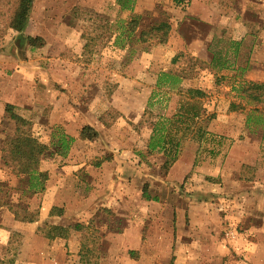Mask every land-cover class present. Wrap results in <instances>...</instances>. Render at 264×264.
<instances>
[{
    "label": "rangeland",
    "instance_id": "374dc122",
    "mask_svg": "<svg viewBox=\"0 0 264 264\" xmlns=\"http://www.w3.org/2000/svg\"><path fill=\"white\" fill-rule=\"evenodd\" d=\"M19 1L0 0V195L17 204L27 186L4 158L16 130L6 111L13 104L48 145L41 170L63 186V198L73 195L78 210L101 195L95 201L112 208L100 207L91 219L83 208L71 220L25 222L10 231L14 215L1 207L0 230L12 233L10 245L0 238V264H26L17 262L19 237L39 236L33 247H44L54 226H66L69 238L65 254L54 248L52 264H264V87L256 101L224 78L240 73L232 67L237 61L255 56L264 70V0H136L134 11L144 16L130 37L120 23L132 15L118 12L116 0H33L25 27L11 24ZM235 8L253 19L238 51L241 41L232 36L244 32L221 27ZM160 22L171 26L166 43L139 40ZM26 36L45 44L31 47ZM164 72L179 75L181 87ZM195 108L199 117L187 120L190 129L181 125L178 159L166 169L163 151L148 152L154 124ZM179 124L165 125L175 134ZM85 126L98 135L83 138ZM198 126L207 132L203 140ZM62 132L74 137L66 154L58 146ZM44 193L23 202L37 209ZM132 212L142 236H117L130 227ZM153 212L160 221L147 219Z\"/></svg>",
    "mask_w": 264,
    "mask_h": 264
},
{
    "label": "trees",
    "instance_id": "16d2710c",
    "mask_svg": "<svg viewBox=\"0 0 264 264\" xmlns=\"http://www.w3.org/2000/svg\"><path fill=\"white\" fill-rule=\"evenodd\" d=\"M184 1L185 0H174L176 4H181ZM32 3L33 0L19 1L18 9L14 14L11 23L12 26L21 24L25 27L28 24ZM113 5L118 7V12L132 15L129 20L120 23V27L123 29L121 34L126 35V37H130L138 29L144 15L137 14V12L134 11L136 0H116ZM170 32V24L167 22H160L152 25L149 29L142 30L139 34V40L141 42L149 43L150 45L166 43ZM25 39L31 47L43 46L45 44V40L40 37L26 36ZM162 75L170 77L169 79H171L172 87L176 84L178 86L181 85V78L179 75L171 74L170 72H164ZM263 87L264 83L262 82H246L243 86H241L240 93L244 97H248L256 101H262L263 92L261 90ZM190 92H196V96H198V93H201L200 90H190ZM196 96H192V99H195ZM14 109L15 106L13 104H7L6 111L17 123L14 137L8 140L3 148L6 153L4 158L8 165L13 166V171L18 177L22 176L23 178H27V186L20 188L21 193L17 204H15L11 196L8 195V199H5L4 196L0 195V208L4 206L8 207L14 215V219L18 221L34 222L38 220L39 208L31 209L28 203L23 202V199L24 197L43 193L46 190V182L49 179V173L46 170H41V159L46 153L48 145L41 142L33 135L29 127V121L22 115L15 112ZM191 112L188 113V116L180 113L177 121L169 117L160 118L154 124L152 135L148 142V152L152 153L154 151H163L166 156L164 165L166 169L178 159L181 138L178 137L177 133L183 129L181 125H189L184 129H190V124L186 123L187 120L194 122V120L199 117V111L196 108L193 113ZM168 121L170 124L173 122L180 123L179 126H177L178 130H176L177 132L175 134L172 133L173 127L171 130L169 126L167 127L165 125ZM197 134V140H203L206 137L207 132L204 127L198 126ZM97 135L98 132L91 126H85L82 130L83 138H95ZM192 139L194 138L192 137ZM73 140L74 137L68 136L64 132L60 134L58 146L61 148L62 154H66ZM3 185L4 182L0 181V191ZM144 196L150 199V196L146 192H144ZM62 212V208L53 207L50 215H61ZM54 229L57 230V232L50 236L52 238L55 236L67 237L69 235L68 229L65 227L54 226Z\"/></svg>",
    "mask_w": 264,
    "mask_h": 264
},
{
    "label": "crops",
    "instance_id": "0c3cea01",
    "mask_svg": "<svg viewBox=\"0 0 264 264\" xmlns=\"http://www.w3.org/2000/svg\"><path fill=\"white\" fill-rule=\"evenodd\" d=\"M234 11H236V12H234L232 17H231V15H229L230 19L226 20L228 22L227 25H225V26L221 25V27H222V29L226 28V30L230 33V35L232 32H235V30H239V32H242V33L244 32L243 36H241L239 38L232 36L233 40L241 41L240 43L236 42V46L234 47V49L235 50L237 49V51H238V48L240 46L244 47V45H245L242 37H244L246 39L249 35L248 34L249 32L253 33L250 30V27L246 23V22H248V23L253 22V19L250 17L251 19L247 18L248 20H246V18L244 17L245 16L244 12H246V8L241 13L239 12L240 10H238L237 8H235ZM238 13L240 14L241 18H239L240 16ZM219 17H220V15H219ZM259 19H260L259 21H264V16L263 15L260 16ZM256 21H258V20H255V22ZM261 26H262V24H259V26H258L259 32L264 31V29H262ZM256 57L257 56L254 57L255 58L254 60H253V58L248 59L245 64H240L237 61L236 66H234V65L232 66L233 68L235 67L236 69H238L240 71V73H237V71H236L235 76L224 77L225 79H230V83L232 84L231 85L232 90L236 89L240 93L241 86H243V84H245L246 82H250V81L262 82V81H264V70L261 69L260 73L258 71V66L259 65L263 66V63L261 62L260 58H256ZM209 65H211V64H209ZM243 72H244V74H243ZM235 85H238L237 87H239V86L240 87L238 89H237V87L234 88ZM234 93H236V92H234ZM181 160L183 161L184 159L181 158ZM55 179H56L55 176L52 175L51 171H50L49 179L47 180V184H46V190L44 191L45 193H44L43 203H42V205L38 206L39 207V217H38L39 219H38V221H36L37 224H39L40 222H44L48 218H55L56 219L55 221H61V220L64 221L65 219H70V220L74 219L75 217H78L77 214H79V212L83 208L85 209L84 213L82 214V215H84V219H85V216H86V218L88 217V219H91L93 217L96 218V215H94V214L97 213V211L100 209V207H111V206H108L106 203L104 204L103 202L102 203L96 202L95 200L97 198L101 197V195L100 196L98 195L95 198L92 197L91 201L86 200L87 202H85V206L83 203H81L80 206L78 207V210H76L77 208L73 206V203H74L73 195L70 196V198L68 200H65L62 196L64 194L63 186L60 183H58ZM253 183H254V181H253ZM141 205L143 206V204H141ZM53 207L62 208L63 209L62 214L61 215H56V214L50 215V212H51ZM72 209H75V211L72 212ZM118 209H120V208H118ZM133 209H134V211L137 210V208H135V207H133ZM184 212H186V210H184ZM184 212H183L182 217H184V215H185ZM5 215H6V218H8V211L5 213ZM97 216H98V214H97ZM142 216L144 217L145 215H142ZM147 219L153 223H156L157 220H159V221L161 220V219H159L158 215L155 212L148 215ZM177 219H178V221L180 220L179 218H177ZM137 220H139L137 212H132V216H130L128 218V221H130V227L124 229L122 232H118L117 236H142L141 230L138 229L139 226L137 228V225H139ZM6 222H8V219H6ZM13 222H14V225L12 224ZM10 223L11 224H9V225L14 226V228L11 227L9 229L10 231H12L16 228H18V229L22 228V227H24L23 224H25V222H21V221L14 219V216H10ZM170 224L171 225L173 224V219L171 220ZM63 227H66V226H63ZM78 227H79V225H77L75 229H77ZM10 231H8L6 229L0 230V235L1 234L4 235V236H0V238L3 237L5 239L6 244H8V245H10V243H9L10 237H11L10 234L12 233ZM21 233L24 234V231L22 230ZM167 235H169V234L166 233L164 236H167ZM19 238H20V245H19V250L17 253V258H18L17 262L18 263L19 262L21 263V262H23V260H25L26 264H34V263L35 264H52L53 263L52 262V260H53L52 256H53L54 248L56 246L57 247L59 246V248L65 254L66 248L64 246L66 245V240H67V238H69V236H67V237L55 236V237H53V239H51V241L47 240V243L45 244L44 247H41V246L39 247L36 245H34V247H33L34 240H36L37 245H39L38 240L41 239V238L39 239V236H20ZM48 241L50 244H48Z\"/></svg>",
    "mask_w": 264,
    "mask_h": 264
}]
</instances>
